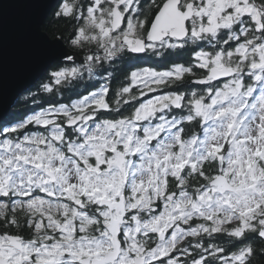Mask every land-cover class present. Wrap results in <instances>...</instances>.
Returning <instances> with one entry per match:
<instances>
[{"label": "snow or ice", "instance_id": "1", "mask_svg": "<svg viewBox=\"0 0 264 264\" xmlns=\"http://www.w3.org/2000/svg\"><path fill=\"white\" fill-rule=\"evenodd\" d=\"M54 15L83 23L38 86L47 105L0 120V264H250L244 242L264 239V0H60ZM184 49L187 66L133 68L111 117L117 63ZM62 89L74 98L55 102Z\"/></svg>", "mask_w": 264, "mask_h": 264}, {"label": "water", "instance_id": "2", "mask_svg": "<svg viewBox=\"0 0 264 264\" xmlns=\"http://www.w3.org/2000/svg\"><path fill=\"white\" fill-rule=\"evenodd\" d=\"M59 1L0 0V120H6L21 95L59 62L61 52L73 54L62 38H52L43 28Z\"/></svg>", "mask_w": 264, "mask_h": 264}, {"label": "trees", "instance_id": "3", "mask_svg": "<svg viewBox=\"0 0 264 264\" xmlns=\"http://www.w3.org/2000/svg\"><path fill=\"white\" fill-rule=\"evenodd\" d=\"M57 6L58 5L55 6L53 11L47 18L46 23L43 28L46 32H48L51 35L52 38H55V36L57 35V36H60L63 40H65V37L67 36L68 31L71 29L69 28V25L66 22L67 20L66 18H56V16L54 15V13L57 10ZM64 21L66 22V25L64 24ZM65 42L67 41L65 40ZM184 53L186 54L187 52H184ZM178 58L183 59L184 57L180 55L178 56ZM57 63H55L53 68H51L49 71L55 70V66L57 65ZM129 69L130 68L128 67H123L122 69H120L121 71L118 74L119 78H116L114 83H112L111 91L114 92L120 89L122 85H124L123 78L130 72ZM43 77H44L43 80L41 78L34 86H32V88L25 91L21 95V97L17 100L16 104L14 105V108L11 110L9 117L6 120H13L14 117H16L19 114H26V113L33 111L34 109L38 110V107L47 105V101L50 98L49 94H45L41 92L38 87L40 83L46 80L45 74ZM88 79L89 78L87 76V73H85L84 81L82 82L81 87L78 89L79 92L84 91L83 84L87 83ZM92 79L102 84L100 80L95 78L94 76L92 77ZM30 92L37 93V95L31 96L29 95ZM61 92L63 94V98L62 99L58 98L55 101L57 103H67L69 101V98H74L73 94L70 92H64L63 89L61 90ZM57 95L58 97L60 96V94H57ZM113 101H116V99L113 98ZM129 111H130V107L126 108L124 113L129 112ZM5 230L6 229L4 228V226L0 224V232L5 231ZM12 231H17V230L13 229ZM24 234L27 235V231H25ZM217 241L225 242L226 249L236 250L237 248H239V246H243L242 244L236 242L234 239H231L225 236H222L219 239L213 240L214 243ZM244 243H250L254 249V254L250 258V264H264V239H260L255 236H249V239L245 241Z\"/></svg>", "mask_w": 264, "mask_h": 264}, {"label": "flooded vegetation", "instance_id": "4", "mask_svg": "<svg viewBox=\"0 0 264 264\" xmlns=\"http://www.w3.org/2000/svg\"><path fill=\"white\" fill-rule=\"evenodd\" d=\"M59 2H58V4H59ZM81 2H84V0H81ZM56 18H63V17H56ZM66 19H67L66 22L68 23L69 28L71 29V30L68 31V34L65 37V40L67 41L66 43L69 45L68 40H69L70 35L74 31V28L77 25L82 24L83 21H76V20H73L71 18H66ZM66 22L64 21V24L65 25H66ZM56 37H60V36H57L56 35L55 38ZM184 52H187V53L185 54ZM180 55L182 57H184L185 59L184 58L183 59H179L178 56H180ZM190 60H191V50L190 49L170 50V51L165 52V54L162 57H155V56H152L151 54H147V55L141 54V56L138 57V58L137 57H133V58L129 59L127 61V63H117L114 66L115 69H116V71L113 72V74H112V76L114 78H110V88H112L111 85H112V83H114L115 79L116 78H119V75L118 74L121 71L120 69H122L123 67L130 68L129 71H131L135 67H145V66L151 67V68H155L157 70H163L164 68L171 66L173 63H180V64H184V65L187 66L189 64ZM81 62H82V60L81 61H77V63H81ZM53 66L51 68H53ZM201 74H202V71L201 70H197L196 71V76H199ZM93 76L95 78L99 79L101 83H104L105 82L104 78L102 76H100L99 74L94 73ZM125 77L123 78L124 84H125ZM195 78L196 77H188L186 79L194 80ZM194 88L198 90L199 86L198 85H195V84H190L188 89H182V90H191V89H194ZM118 91H119V89L116 90V91H114V92L113 91L110 92L109 101H110V103L113 106V111L110 114L111 117H114L116 115V111H115L116 104H115V101H113V98L114 99H117L115 93L118 92ZM159 94H160V92H157V94H155V95H159ZM155 95H153V96H155ZM128 107L129 106H124L123 104H121V108L123 110V113H124L125 109L128 108ZM124 114L126 115V114H128V112H126ZM215 243L218 244V245H220L221 247H224L226 249L225 242H223V241H217ZM239 247H241V246H239Z\"/></svg>", "mask_w": 264, "mask_h": 264}, {"label": "rangeland", "instance_id": "5", "mask_svg": "<svg viewBox=\"0 0 264 264\" xmlns=\"http://www.w3.org/2000/svg\"><path fill=\"white\" fill-rule=\"evenodd\" d=\"M94 75V74H93ZM157 94V92L154 93H149L147 97H142L141 99H150L151 97H153V95Z\"/></svg>", "mask_w": 264, "mask_h": 264}]
</instances>
